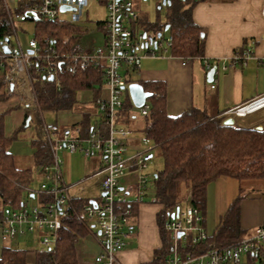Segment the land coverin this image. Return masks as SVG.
Masks as SVG:
<instances>
[{
	"label": "built area",
	"instance_id": "1",
	"mask_svg": "<svg viewBox=\"0 0 264 264\" xmlns=\"http://www.w3.org/2000/svg\"><path fill=\"white\" fill-rule=\"evenodd\" d=\"M89 1L30 0L25 12L21 13L18 11L21 0H2L9 33L0 40V106L6 105V110H21L25 115L34 116L39 109L38 76L45 80L53 77L54 81L60 74L77 75L84 71L100 74V90L105 94L100 93L99 99L92 104V130L87 135H83L77 124L64 129L59 124L46 125L44 114L40 111L53 163L43 169L39 189L26 188L28 194L38 196L39 207L30 211L24 204L19 209L9 206L0 209V230L4 242L27 233H38L40 252L54 249L62 219L66 217L73 199L69 192L72 186L63 181L58 153L68 150L71 153L80 152L85 157L98 156L102 163L96 175H104L102 196L99 200L94 199L95 204L89 201L84 206L83 216L85 222L100 233L101 253L95 262L120 264L118 254L124 247L125 228L132 221L133 206L143 203L147 196L151 176L143 171L147 167L148 154L154 149L151 139L145 134L138 144H133L134 131L122 121L129 94L128 79L140 67L142 58L157 56L159 49L167 52L173 38L169 37L162 43L161 38L143 31L139 27L140 15L134 0H96L103 3L107 10L106 19L99 24L104 31V44L100 47L82 44L81 32L65 35L57 42L49 34L39 31L36 24L41 19L72 25L81 22ZM172 1L160 0V5ZM62 6L71 9L62 11ZM29 12L34 13L37 19L29 18ZM64 13H70V17L63 16ZM262 15L264 17V6ZM24 25H29L31 30ZM31 31L32 37L26 45L23 44L20 33ZM5 47L9 49L8 53ZM254 56L253 50H245L234 58V62L246 63ZM259 60L264 65V54ZM203 62L210 70V63L205 59ZM149 110L147 100L139 109L140 116L148 115ZM259 113L264 114V94L225 111L221 116L245 119ZM129 174H136V181L129 187L121 188L120 180ZM42 196L45 198L42 199ZM172 215L165 225L173 242L172 255L167 264H248L251 258H258L264 264V220L237 243L192 256L183 255L179 246L189 241L190 234L194 243L207 238L201 225V214L189 197ZM180 233L183 236L178 237Z\"/></svg>",
	"mask_w": 264,
	"mask_h": 264
},
{
	"label": "trees",
	"instance_id": "2",
	"mask_svg": "<svg viewBox=\"0 0 264 264\" xmlns=\"http://www.w3.org/2000/svg\"><path fill=\"white\" fill-rule=\"evenodd\" d=\"M29 1L21 0L18 11L25 12ZM191 1L194 3L198 0L172 1L167 6L166 23L150 22L139 16V27L156 32V36L169 26L173 40L168 51L174 57H203L205 53L203 31L193 21L192 8L185 7ZM36 25L42 34H49L57 42L65 35L82 32L79 26L59 21L41 19ZM8 33V20L0 2V40ZM133 82L140 83L145 91L152 93V97L148 99L150 110L143 117L141 131L151 139L154 149H159L164 160V168L152 177L155 201L162 206L158 213V225L163 244L147 264H167L172 255L173 242L165 225L181 203L190 197L191 203L201 214V225L205 230L207 189L211 183L221 177L239 182L264 181V127L259 130L236 123L224 125L225 117H211L196 108L171 116L166 110L165 83H146L130 77L128 83ZM101 83L100 74L93 75L88 71L77 75L60 74L54 81L37 77L39 109L34 114L37 117L36 137L31 141L34 169L20 167L9 150L18 134L29 125L27 119H31L32 115H25L23 125L12 135H8L6 118L11 109L0 113V209L7 206L21 208L25 199L31 197L26 188L32 184L35 174L42 176L43 169L53 163L40 111L44 114L72 110L77 104L78 93L82 91H92L96 102L100 96ZM134 109L136 107L127 93L123 117L127 127L136 119V115L132 113ZM83 114V119L77 125L83 135H87L92 130V115L88 112ZM245 199L244 191L240 188L239 195L220 217L214 233L211 236L207 234L205 240L197 243L192 241L190 234L186 244L180 243L182 254L195 256L214 248L228 247L250 235L253 231L243 229L241 225L242 202ZM88 202L84 198L72 199V205L62 219L57 246L51 251L38 252L36 264H78L76 246L93 231L83 216V208ZM136 206H133V215ZM0 264H27L26 251L5 247ZM248 264H261V260L251 258Z\"/></svg>",
	"mask_w": 264,
	"mask_h": 264
},
{
	"label": "crops",
	"instance_id": "3",
	"mask_svg": "<svg viewBox=\"0 0 264 264\" xmlns=\"http://www.w3.org/2000/svg\"><path fill=\"white\" fill-rule=\"evenodd\" d=\"M0 2L3 4L2 0ZM263 6L264 0H198L194 3L193 1L188 2L185 7L192 8L193 21L202 29L205 37L204 56L181 58L174 57L167 51L165 57L162 55L144 57L140 60V67L135 71L138 76L134 80L146 83H165L167 89L166 110L171 116H177L188 109L196 108L211 117H217L237 105L264 94V89L260 87L248 89L240 83L239 77L242 72L240 65H246L247 62H234V58L238 54L245 50H253L255 53V56L252 57L253 61L261 64L259 57L264 54ZM139 15L153 22L147 14L139 12ZM166 21L162 23H166ZM204 59L210 63L211 67L217 65L213 82H208L209 70L204 65ZM213 85L214 88H212ZM99 91L102 95L105 94V92ZM91 97L92 100L84 106L87 110H83L74 122L67 123V126H61L62 129L78 124L83 119V113L92 112L93 93ZM0 108L2 111H6L7 106L2 105ZM17 129L11 131L9 135H12ZM137 130L141 131V129ZM131 141L133 144H138L139 139L132 138ZM97 159L98 161L93 160L91 162L93 165L90 164L87 167V173L92 174L87 175L85 179L100 176L96 173L99 171L102 162L100 157ZM16 163L18 164L17 161ZM128 176L124 177L125 182L120 184L121 188L129 187L134 183L126 181ZM224 179L227 178L221 177L210 185L218 184L216 185L218 193L221 190L227 191L229 188L227 184V186L224 184ZM228 191L224 193L225 199ZM71 196L73 199L82 198ZM257 201L258 199L255 198L252 201L245 199L242 202L241 225L243 229L252 231L263 223L264 196L260 197L259 203ZM225 203L222 201L218 203L217 201V213L222 208L227 210L231 203L229 195L227 196V204ZM224 205L226 206L224 207ZM161 209L162 206L156 203L155 197L153 201L145 199L143 203L136 206L132 221L125 228L127 236L124 240V247L118 254L120 264H147L153 260L155 251L161 248L163 244L158 225V213ZM92 229L93 231L82 238L76 246L78 264H97L95 259L101 253L99 232L93 227ZM26 241L30 242L28 249L24 250L26 251V262L27 264H36V254L40 252V244L34 240H25L24 242L27 243ZM5 247L22 250L19 247V241L16 239L4 242L0 230V258Z\"/></svg>",
	"mask_w": 264,
	"mask_h": 264
},
{
	"label": "rangeland",
	"instance_id": "4",
	"mask_svg": "<svg viewBox=\"0 0 264 264\" xmlns=\"http://www.w3.org/2000/svg\"><path fill=\"white\" fill-rule=\"evenodd\" d=\"M137 10L141 14H147L151 21L156 22L160 21L165 22L167 19V7H160V0H135ZM63 16L70 17V13H64ZM107 16V10L103 3H98L96 0H90L88 7L84 11L83 20L75 25L79 26L82 30L81 32V42L82 44H90V46L100 47L104 44V31L102 27H100L99 23L104 21ZM25 28L30 31L31 27L29 25H24ZM143 31H147L150 36L156 37V32L148 29H144ZM30 33V34H29ZM28 34L20 33V38L23 44L26 45L28 39L32 37V31ZM171 30H167L162 33V37L160 41L164 43L169 37H171ZM158 56H167V52L161 51L159 49L157 51ZM241 76L239 77V81L248 89L262 88L264 89V65L258 64L253 61V58L249 59L246 65H240ZM123 71V70H122ZM138 74L133 72L131 74V79H136ZM92 91H82L78 93L77 104L73 110L70 111H61L58 113H44L45 123L48 126H52L54 124H59L60 126H67L69 122H74L81 115L83 110H87L86 103H89L92 100ZM12 103V101L10 102ZM9 103V104H10ZM133 114L136 115V119L132 120L129 128L133 129L135 133H133V139H140L142 137V132L137 130L141 129L143 125V118L140 116L139 109H134ZM24 120V112L21 110L11 111L7 118V126L6 132L9 135L11 131L17 129L18 127L23 125ZM124 123V119L122 120ZM235 123L242 127H253L258 128V126L264 127V114H254L246 117L245 119L236 118ZM126 124V123H124ZM36 125H37V117L32 116L30 119V123L23 129L17 136V139L10 145L9 150L14 155L18 165L22 168H30L34 169V162L32 159V148L31 141L36 137ZM152 155V158L147 160V167L144 169L145 174H149L151 176L148 183L147 196L145 199L147 201H153L155 197V188L153 187L152 177L160 172L164 168V160L160 154L159 149H153L150 151L148 156ZM58 158L61 161V172L63 181L66 185L72 186L69 190L70 195L80 196L87 200H99L102 196L101 183L104 178V175H100L94 178L85 177L92 173H87V167L91 164L93 160L98 161V156L93 157H85L80 152L71 153L68 150H63L58 153ZM93 165V164H91ZM99 167V164H98ZM96 169V166H95ZM128 176V175H126ZM126 176H124L126 178ZM120 180V184H124L125 178ZM137 175L131 174L127 177L126 181L133 183L136 181ZM42 177L40 175L35 174L34 180L30 185V188L33 190H37L40 188ZM224 184L228 185V193L222 191L220 193L217 192L218 184H212L209 186L207 191V206H206V233L211 236L214 233L217 225L219 224L220 216H222L226 211V209L222 208L217 213V201L226 202L227 204V196H230V202L235 199L239 195V189L242 188L244 194L246 196V200L252 201L255 198L258 199V203L260 197L264 196V181L263 180H254V181H244L239 182L234 179H224ZM129 183V184H130ZM226 185V186H227ZM230 192V193H229ZM259 196V197H258ZM25 205L28 210L32 211L35 207H39V198L38 196L34 198H26ZM226 205H224L225 207ZM184 208V205H183ZM227 208V207H226ZM214 214V217H213ZM255 229V228H254ZM252 229V231L254 230ZM25 240H34L39 243V234L38 233H27L23 236H20L16 239L19 241V247L22 250L28 249V245L30 242L25 243ZM245 261V257L242 258Z\"/></svg>",
	"mask_w": 264,
	"mask_h": 264
},
{
	"label": "water",
	"instance_id": "5",
	"mask_svg": "<svg viewBox=\"0 0 264 264\" xmlns=\"http://www.w3.org/2000/svg\"><path fill=\"white\" fill-rule=\"evenodd\" d=\"M170 4H171L170 2H168V3L167 2H163L162 5L159 8L161 9V7L166 6V5L169 6ZM69 9H71V8L70 7H66V6H62L61 7L62 11H67ZM27 15L29 16V18L37 19V16L34 13L29 12V13H27ZM168 29H169V26H167L165 28V31H167ZM203 36L204 35H202V37ZM157 37L161 38L162 37V33H159L157 35ZM5 51L8 53L9 49L7 47H5ZM216 72H217V65H213L211 67V69L208 71V74H207L208 82H213L215 80ZM49 80L53 81V77H51ZM128 92H129V95H130V98H131V101H132L133 105L137 109L142 108L145 105V102L149 98L152 97V93L145 91L143 86L140 83H138V82L130 83L129 86H128ZM29 122H30V118L27 119V125L29 124ZM234 124H235V119H233V118H227L224 121V125H234ZM258 129L262 130L263 127H258ZM150 158H152V156H148V159H150ZM31 196L33 197V195H31ZM90 202H91V204H95L94 200H91ZM174 216L175 215H172V217H174ZM181 236H183V233H180L178 235V237H181Z\"/></svg>",
	"mask_w": 264,
	"mask_h": 264
}]
</instances>
